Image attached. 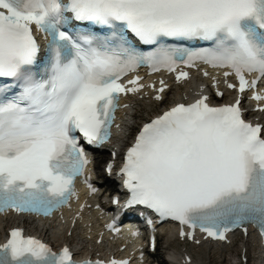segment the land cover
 Listing matches in <instances>:
<instances>
[{
  "label": "snow or ice",
  "instance_id": "1",
  "mask_svg": "<svg viewBox=\"0 0 264 264\" xmlns=\"http://www.w3.org/2000/svg\"><path fill=\"white\" fill-rule=\"evenodd\" d=\"M34 30L47 40L43 53ZM198 62L228 69L224 77L238 81L225 80L229 89L255 90L264 80V0H0V213L49 216L76 196L77 177L95 193L85 145L107 144L120 127L121 94L145 88L139 75L124 78L147 66L176 73L179 82L189 73L177 70ZM160 85H147L157 101L167 87ZM251 99L264 94L253 91ZM208 100L176 103L139 129L120 168L123 207L143 206L187 226L182 238L199 229L224 240L247 224L264 237V123L245 119L239 96L219 106ZM0 264L74 261L67 247L57 253L13 228L0 244Z\"/></svg>",
  "mask_w": 264,
  "mask_h": 264
},
{
  "label": "bare ground",
  "instance_id": "2",
  "mask_svg": "<svg viewBox=\"0 0 264 264\" xmlns=\"http://www.w3.org/2000/svg\"><path fill=\"white\" fill-rule=\"evenodd\" d=\"M174 101L175 99H172V101L168 104H165V106L172 104ZM160 106L161 105L152 103L150 100H140L138 102H133L132 110H129L120 116L122 118V126L119 128L120 131L117 133L115 137L116 146L119 145L121 142H123V139L125 135L128 133V130L131 125H133L137 120L138 121L145 120V117L143 116L147 115L151 111V108L159 109ZM131 111H133L132 114H131ZM96 169H98V165H97V162L95 161L93 170L96 171ZM95 227H96V223L94 222L93 218L88 217L85 223L81 222L79 224H76L75 228L64 229L63 232H61L62 225H59L57 227L53 225V227H49L44 232H41V235L46 236V237L49 236V238L52 240V243H54L55 241L63 242L66 240V237L64 234L67 231H69L71 234L70 237L73 240L78 239V240L85 241V243H88L89 240L96 239ZM165 230H166V241H168V243L170 244L172 242L170 232L168 228ZM161 239L162 237H160L158 240H161ZM106 246H108V244ZM74 249L76 250V248ZM225 249L227 248L225 247ZM168 257L170 261L174 262L175 264H187L184 260L186 256H182L180 254L178 256H175V254H172ZM249 261H254L255 264H264V255H262L261 253H258L257 255H255L254 259H251Z\"/></svg>",
  "mask_w": 264,
  "mask_h": 264
},
{
  "label": "rangeland",
  "instance_id": "3",
  "mask_svg": "<svg viewBox=\"0 0 264 264\" xmlns=\"http://www.w3.org/2000/svg\"><path fill=\"white\" fill-rule=\"evenodd\" d=\"M49 239V238H48ZM77 241V240H76ZM75 241V243H76ZM158 247L156 250V254L154 257H151L157 264H169L165 262V255L168 253H176L181 251L182 249L185 250V252L188 253L190 259L196 263V264H234L235 258L237 255L239 245L238 243L235 244V246L229 247L225 251H217V249L208 250V249H200V248H191L187 249L185 247H181L180 244H177V242L172 241L170 244L166 239H162L158 241ZM252 242H248L246 247L249 249V256L250 259H254L255 255H257V252L255 251V246L251 244ZM248 264H255L254 261H249Z\"/></svg>",
  "mask_w": 264,
  "mask_h": 264
}]
</instances>
